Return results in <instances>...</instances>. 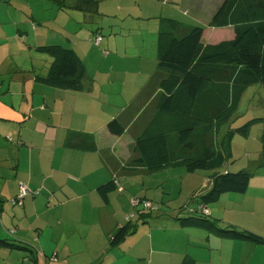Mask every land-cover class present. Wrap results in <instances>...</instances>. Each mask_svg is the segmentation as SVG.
Returning <instances> with one entry per match:
<instances>
[{
  "label": "crops",
  "instance_id": "1",
  "mask_svg": "<svg viewBox=\"0 0 264 264\" xmlns=\"http://www.w3.org/2000/svg\"><path fill=\"white\" fill-rule=\"evenodd\" d=\"M110 1L124 37L110 36L102 56L95 46L104 39L86 42L59 20L66 10L85 12L72 8L73 1L64 8L56 0H0V239L7 240L0 243V264H264V244L181 220L204 213L222 226L264 236V169L255 172L258 182L252 184V176L246 192H226L202 206L210 176L173 202L163 190L166 172L176 167L149 171L133 163L136 138L161 91L162 21L206 25L224 0ZM51 44L79 55L86 67L82 90L45 80L53 57L39 47ZM95 56L97 67L88 64ZM115 117L126 125L121 135L107 128ZM114 180L106 200L100 187ZM23 186L28 192L20 200ZM134 199L160 207L145 210ZM128 223L132 231L112 245Z\"/></svg>",
  "mask_w": 264,
  "mask_h": 264
},
{
  "label": "trees",
  "instance_id": "2",
  "mask_svg": "<svg viewBox=\"0 0 264 264\" xmlns=\"http://www.w3.org/2000/svg\"><path fill=\"white\" fill-rule=\"evenodd\" d=\"M70 1L72 8L99 13L100 0ZM56 2L64 8L68 4L67 0ZM39 49L53 57L45 78L48 83L70 90L83 89L86 67L73 48L51 44ZM157 57L161 91L155 113L136 138L134 165L149 171L167 167H184L190 173L215 170L210 176L211 189L201 197L202 206L226 192H246L251 173L216 171L228 163L232 151L231 134L220 142L218 132L238 108L248 86L260 83L264 87V0H224L205 26L164 19L157 36ZM258 123H264V115L249 119L236 131L248 136ZM107 128L121 135L126 125L115 117ZM73 136L93 137L79 132ZM261 141L263 160L259 165L264 166V134ZM115 186L114 180L100 187L106 200ZM208 216L203 213L181 220L206 225L224 237L264 244V236L235 225L222 226ZM132 229L130 223L119 229L112 237V245L119 244ZM0 243L6 244L7 240L0 239Z\"/></svg>",
  "mask_w": 264,
  "mask_h": 264
},
{
  "label": "rangeland",
  "instance_id": "3",
  "mask_svg": "<svg viewBox=\"0 0 264 264\" xmlns=\"http://www.w3.org/2000/svg\"><path fill=\"white\" fill-rule=\"evenodd\" d=\"M103 2L106 3L105 10H104ZM100 3H101V7H103V12L100 11V13H98L97 15L89 16L90 14H85L86 12H81L78 10H66L64 13L67 16H62L63 19H59V20H63L64 22H67L68 28H70L69 30L70 31L74 30V32H78V37L81 39H85L86 42L91 43L90 37L91 39L92 38L94 39L96 36L102 35L104 39V41H102L103 43L100 46H95V47L96 50L100 52V55L103 56L105 55V51L109 50L108 47L106 46L109 37L110 36L124 37V35L121 34L120 31L122 27L121 26L118 27V25H116L115 15L113 13L117 5H113V2L110 0H101ZM127 20L133 21L134 19L128 18ZM109 22H111L112 26L109 25ZM188 22L192 23L193 25H202L205 24L206 21L204 20L196 21V19H194V20H189ZM96 29H100V30L96 32L95 31ZM110 29H113L116 32L110 31ZM117 31L119 33H117ZM111 50H113L112 52H114L116 48ZM92 55L93 53L91 51L90 56ZM112 55L113 53H111L110 56ZM90 60L94 63H88V64H90L93 67H97L100 63V59L97 56H95L94 59H90ZM263 115H264V87L260 83H255L248 86L245 89L240 99L238 108L230 116L227 122L223 123L219 129L218 140L220 142H222V140L225 138L227 134L228 135L231 134L230 141L232 142V151H231V155L229 156L228 163L222 168L221 167L218 168L216 171H224L225 168H231L230 170H232V172H237L239 170H246L249 173H251L252 176L254 177L253 179L251 177L252 184H256L258 182L259 173L255 174V172L264 169L263 165H259V160L263 150L261 136L264 133V123L254 124L251 127L248 136L240 135L236 131V129L241 125H243L245 122H247L249 119ZM128 135L130 136V134ZM177 169H181V170H177ZM214 171L215 170H198L195 173H188L184 167H176V168H172V170H168V172H166L167 173L166 178H168V186H167V190H163L167 192L166 198L168 200L172 199V201L175 202L174 199L178 198L181 192L182 195H185L188 192L190 194L191 192L190 190L192 187L198 186L201 182L203 184L205 177L211 176L212 174H214ZM173 202L170 201L167 204L172 205ZM263 204L264 202H262L261 205L263 206ZM180 210H182V208Z\"/></svg>",
  "mask_w": 264,
  "mask_h": 264
},
{
  "label": "built area",
  "instance_id": "4",
  "mask_svg": "<svg viewBox=\"0 0 264 264\" xmlns=\"http://www.w3.org/2000/svg\"><path fill=\"white\" fill-rule=\"evenodd\" d=\"M102 39H103V37L102 36H100V35H98L97 37H96V43L97 44H100L101 43V41H102ZM28 191H27V189L23 186L22 187V193H21V195H20V200H21V198H23L24 197V195L27 193ZM134 201V203L137 205V204H142V206H143V209H145V210H154V209H159V205H153V203L151 202V201H149V200H145V199H143V200H141V199H134L133 200ZM204 210V209H203Z\"/></svg>",
  "mask_w": 264,
  "mask_h": 264
}]
</instances>
